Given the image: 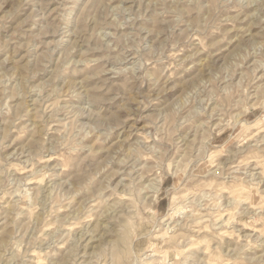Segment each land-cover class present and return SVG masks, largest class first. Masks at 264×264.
Returning a JSON list of instances; mask_svg holds the SVG:
<instances>
[{
    "label": "rangeland",
    "instance_id": "1",
    "mask_svg": "<svg viewBox=\"0 0 264 264\" xmlns=\"http://www.w3.org/2000/svg\"><path fill=\"white\" fill-rule=\"evenodd\" d=\"M98 221L82 264H264V0H0V264Z\"/></svg>",
    "mask_w": 264,
    "mask_h": 264
},
{
    "label": "bare ground",
    "instance_id": "2",
    "mask_svg": "<svg viewBox=\"0 0 264 264\" xmlns=\"http://www.w3.org/2000/svg\"><path fill=\"white\" fill-rule=\"evenodd\" d=\"M43 191V190H42ZM118 194H121V192ZM123 199V198H122ZM122 201V200H121ZM117 204V203H116ZM120 210V209H119ZM41 214V213H40ZM228 218V217H227ZM107 221V220H106ZM105 221V223H102V222H97L94 226V228L92 229H89L88 231H86L85 233H81L80 234V238H81V242H82V245L80 247V252L81 254H79L80 252L76 253V254H79L78 255V259L80 258H83L79 264H82L84 263L85 259H89L90 257H92V254L94 253V250L95 249H98L100 248V243H105V236L109 234V231H111V225H108L107 222ZM226 222V221H224ZM128 225V224H126ZM110 227V228H109ZM124 231L123 233H119L117 235V240L113 243V245L116 247L119 246L120 244V241H124L126 239V237H128V230H127V227L124 226ZM172 227V226H171ZM171 227H169V225L167 226V228L170 230ZM109 228V229H108ZM86 230V229H85ZM88 232V234H86ZM133 241V239H131ZM130 240V241H131ZM129 241V240H128ZM131 241V243H132ZM105 245V244H104ZM47 247V246H46ZM46 247H42V249L46 248ZM124 247V246H123ZM91 250V251H89ZM89 251V252H88ZM157 254V253H156ZM147 255H149V257L152 255L155 256V252L153 250L150 251V253H148ZM77 259V258H76ZM66 261V260H65ZM74 261V260H73ZM138 261H140L139 259H137L136 257V260L133 264H136ZM143 262V261H142ZM76 264V263H75ZM161 264V263H160Z\"/></svg>",
    "mask_w": 264,
    "mask_h": 264
}]
</instances>
